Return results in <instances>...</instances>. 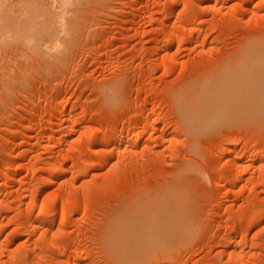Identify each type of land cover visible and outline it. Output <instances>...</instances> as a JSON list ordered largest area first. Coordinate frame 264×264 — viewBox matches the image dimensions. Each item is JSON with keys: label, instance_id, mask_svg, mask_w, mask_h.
Listing matches in <instances>:
<instances>
[{"label": "rangeland", "instance_id": "374dc122", "mask_svg": "<svg viewBox=\"0 0 264 264\" xmlns=\"http://www.w3.org/2000/svg\"><path fill=\"white\" fill-rule=\"evenodd\" d=\"M60 1L0 0L9 33L29 29L9 45L0 35V264H264V52L189 98L204 126L176 101L264 46V0ZM48 26L61 44L68 31L65 55L35 47ZM57 165L67 173L49 184ZM141 198L160 217L103 236L111 212ZM39 208L55 213L36 222H53L48 234L29 223ZM180 209L192 231L172 218Z\"/></svg>", "mask_w": 264, "mask_h": 264}, {"label": "bare ground", "instance_id": "6f19581e", "mask_svg": "<svg viewBox=\"0 0 264 264\" xmlns=\"http://www.w3.org/2000/svg\"><path fill=\"white\" fill-rule=\"evenodd\" d=\"M30 1H34V0H30ZM43 1V0H42ZM54 1H56V0H53V2ZM58 1V0H57ZM79 1V0H78ZM45 2V1H44ZM43 2V3H44ZM61 3H63L64 4V6L66 7V5H71V8L73 9V12H74V10H76V9H74V8H76V7H74L75 5H76V3H77V0H61L60 1ZM60 2H58L57 4H59ZM84 2V1H83ZM83 2H81V3H83ZM26 3V2H25ZM24 3V4H25ZM33 3H35V2H33ZM79 3V2H78ZM80 3V4H81ZM36 4H38V3H36ZM55 4V3H54ZM66 4V5H65ZM16 5V4H15ZM56 5V4H55ZM60 5V4H59ZM74 5V6H73ZM20 6V5H19ZM27 6H29V5H27ZM33 6V5H32ZM50 6V5H49ZM51 6L53 7V5H52V3H51ZM58 6V5H57ZM60 6H62V5H60ZM60 6H59V8H60ZM63 6V7H64ZM81 6V5H80ZM34 7V6H33ZM51 7V8H52ZM74 7V8H73ZM78 7V6H77ZM17 8V7H16ZM15 8V9H16ZM26 8H28V7H26ZM35 8V7H34ZM50 8V7H49ZM48 8V9H49ZM56 9L58 8V7H55ZM55 8H53L54 10H55ZM58 8V9H59ZM67 8H68V6H67ZM80 8V7H79ZM9 9V8H8ZM29 9V8H28ZM27 9V10H28ZM38 9V8H37ZM42 9V8H41ZM61 9V8H60ZM13 10V9H12ZM27 10L25 11V10H21V12H23L24 11V13H27ZM31 10H33V9H31ZM46 10V9H45ZM53 10V11H54ZM62 10V9H61ZM69 10H71L70 9V7H69ZM68 10V11H69ZM6 11V10H5ZM29 11H30V9H29ZM47 11H49V10H47ZM50 11H51V9H50ZM57 11V10H56ZM63 11V10H62ZM61 11V12H62ZM65 9H64V13H65ZM78 11V10H77ZM0 12H1V10H0ZM19 12H20V10H19ZM33 12L34 11H32V16H34L35 15V12H34V14H33ZM39 12V11H38ZM37 11H36V13L37 14H39ZM55 12V11H54ZM57 12H59V11H57ZM9 13V12H8ZM13 13V11L11 12V14ZM16 13L18 14V12H17V10H16ZM29 13V12H28ZM42 13H44V12H42ZM56 13V12H55ZM69 13V12H68ZM67 13V14H68ZM30 14V13H29ZM59 14H61V13H59ZM0 17H2L3 15H4V11H3V15H2V12L0 13ZM9 15V14H8ZM21 15V14H20ZM55 15H57V14H55ZM62 15V14H61ZM61 15L59 16V17H61ZM14 18H16L15 17V13H14ZM38 17H39V15H37ZM52 16V15H51ZM50 16V17H51ZM68 16V15H67ZM7 17V16H6ZM24 17V16H23ZM22 17V18H23ZM38 17H36V20H37V18ZM44 17H45V15H44ZM55 17V16H54ZM58 17V18H59ZM64 17V16H63ZM62 17V18H63ZM65 17H66V15H65ZM65 17H64V20H65ZM18 18V17H17ZM30 18V17H29ZM34 18V17H33ZM32 18V19H33ZM41 18H42V16H41ZM40 18V19H41ZM70 18V17H69ZM31 19V18H30ZM39 19V20H40ZM44 19V18H43ZM57 19V18H56ZM55 19V20H56ZM20 20V19H19ZM25 20H27L26 18H25ZM49 20V19H48ZM61 20V19H60ZM59 20V21H60ZM67 20H68V17H67ZM71 19H69L68 20V22L70 21ZM6 21H8V20H6ZM17 21V20H16ZM33 21V23H32V25L36 22H34V20H32ZM31 21V22H32ZM43 21V20H42ZM46 21H47V19H46ZM45 21V22H46ZM62 21H63V19H62ZM1 22H3V21H1ZM0 22V35H1V37H3V39H5V41L4 40H2L3 42H7L8 41V38L10 37V39H11V36L13 37V36H15V39L16 40H23V38L25 37V35L27 34V29L25 30V29H20V30H18L17 31V28H16V31L17 32H13L12 34H10L9 32H11V30L12 29H10V27H8L7 25H5L4 23H1ZM13 22V21H12ZM21 22V21H20ZM28 22H30L29 21V19H28ZM31 22H30V24H31ZM44 22V21H43ZM48 22V21H47ZM46 22V23H47ZM64 23H66V20L65 21H63ZM71 22V21H70ZM75 21H73L72 20V23H74ZM27 23V22H26ZM49 23H52V22H49ZM55 23V22H54ZM62 24L61 22H60V29L63 31V33H64V31H66L65 29H66V26H65V24ZM72 23H68L69 25H71ZM17 24V23H16ZM15 24V25H16ZM21 24V23H20ZM25 24V23H24ZM29 23H27L26 25H25V27L28 25ZM36 24V23H35ZM56 24V23H55ZM75 24V23H74ZM62 25V26H61ZM73 25V24H72ZM71 25V26H72ZM14 26V25H13ZM20 26V25H19ZM28 26H30V25H28ZM34 26V25H33ZM35 26H37V24L35 25ZM71 26H69V27H71ZM17 27H18V25H17ZM31 27V26H30ZM68 27V26H67ZM73 27V26H72ZM11 28H13V27H11ZM34 29V27H31V29ZM75 28V27H74ZM73 29V28H72ZM71 29V30H72ZM14 30V29H13ZM29 30V29H28ZM37 30V29H36ZM44 30V32L43 33H41L40 34V36H39V32H38V34H37V37L36 38H38L39 39V42H37V43H35L34 45H35V47L36 48H39L40 46H42V47H45V46H43L44 44H46V46H47V49H49V48H51V49H49V50H52L53 49V51H55L56 50V48L55 47H57V49L59 48V46L60 45H64V44H66L68 41V39H66L65 37H67V35H66V33L68 32H65V34L63 35L62 33H61V35H63L64 36V41H66V42H63L62 44H61V38H62V36H60V34H57L58 33V31H57V28L55 27V26H48L47 28H44L43 29ZM38 31V30H37ZM37 31H34L33 30V32L30 30V34L31 35H33V36H31V39H34L35 38V35H36V32ZM73 31H75V29L73 30ZM85 31V30H84ZM76 32V31H75ZM75 32H74V34H75ZM70 33V32H69ZM73 33V32H72ZM6 34V37L5 36H2V35H5ZM43 34V35H42ZM66 35V36H65ZM71 35V34H70ZM41 36H45L42 40L40 39L41 38ZM0 37V38H1ZM5 37V38H4ZM40 37V38H39ZM48 37V39L45 41V38H47ZM68 38V37H67ZM9 39V40H10ZM37 39V40H38ZM66 39V40H65ZM12 40V39H11ZM14 40V39H13ZM27 40V39H26ZM25 40V41H26ZM2 42V43H3ZM9 42V41H8ZM8 42H7V44H8ZM21 42H23V41H21ZM20 42V43H21ZM2 43L0 44V50H1V47H2ZM13 43V42H12ZM15 43V42H14ZM19 43V44H20ZM26 43V42H25ZM28 43V42H27ZM26 43V44H27ZM70 42H68L67 43V45H70L69 44ZM253 43V42H252ZM260 45H264V39L263 40H261L260 42ZM10 44V43H9ZM8 44V45H9ZM19 44H17V47H18V45ZM23 43H21V45H22ZM30 44V43H29ZM28 44V45H29ZM4 45V44H3ZM7 45V46H8ZM15 45L16 44H13V46L15 47ZM28 45H26V46H28ZM62 45V46H63ZM5 46V45H4ZM62 46H60V48L57 50V51H59L58 53H62L63 55H65L66 53H64L62 50H61V47ZM9 47V46H8ZM7 47V48H8ZM55 49H54V48ZM4 48V47H3ZM3 48H2V50H3ZM16 48V47H15ZM23 48V47H22ZM63 49L65 48V46H63L62 47ZM28 49V48H27ZM8 50L10 51V49H6L5 48V50H3V51H7V53H8ZM41 50V49H40ZM21 50H20V47H19V52H20ZM30 51V50H29ZM36 51H37V49H36ZM45 51V53L47 52V50H44ZM68 51V50H67ZM67 51H65V52H67ZM2 52V51H1ZM18 52V51H17ZM26 52V51H25ZM257 52H260V53H262V52H264V46L262 47H260L256 52H254V53H246L245 54V56L243 57L244 59L241 61L242 62V64H236V65H233V66H228V67H225V68H223L222 70H220V71H218V72H216L215 74H213L212 76H209V77H207V78H205V79H201V80H199V81H197V82H195V83H193V84H190L189 86H187V87H185V88H182V89H180V90H178L177 92H176V101H177V107L180 109L179 110V112H180V114H182V116H183V118H185L187 121H188V123H190L191 125L192 124H195L197 127H200V126H204V124H205V119H204V117H205V115H202V114H200V113H191V110H197L196 108H195V103L194 102H192V105H191V103H189V98H191V97H197L199 94H204V92H206V91H208L209 89H210V87H212V86H214L216 83H218L220 80H222L230 71H232V70H240V69H243V68H246V67H250V65H252V64H250V61L251 60H249V57L252 55V54H255V53H257ZM4 54H5V52H3ZM32 53H33V51H32ZM32 53H30L29 55H30V57L31 56H33V55H31ZM43 54H44V52H42ZM41 53V54H42ZM1 54V53H0ZM11 54V53H10ZM3 54H1V56H2ZM7 55V54H6ZM9 55V54H8ZM20 55V54H19ZM25 55V54H24ZM36 55V54H35ZM34 55V56H35ZM16 56V55H15ZM39 56V55H38ZM38 56H37V58H38ZM5 57V56H4ZM17 57H18V55H17ZM22 57H23V55H22ZM29 57V56H28ZM41 57V56H40ZM3 58V57H2ZM8 58V60H9V57H7ZM6 58V59H7ZM25 58V57H24ZM12 59H14V58H12ZM11 59V60H12ZM39 59V58H38ZM18 60V59H17ZM2 61V60H1ZM0 61V62H1ZM4 61H6V60H4ZM22 61H24V59H22ZM3 62V61H2ZM1 62V63H2ZM8 62V61H7ZM21 62V61H20ZM19 62V63H20ZM9 63V62H8ZM239 63V62H238ZM21 64V63H20ZM0 65H3V63L2 64H0ZM5 65L7 66V64L5 63ZM11 65H13L12 63H11ZM238 65V66H237ZM264 66V63H261V64H259V66ZM21 66V65H20ZM25 66H27V65H25ZM13 67V66H12ZM23 67V66H22ZM3 68V67H2ZM8 68V67H7ZM257 68H259V67H257ZM3 69H6L5 68V66H4V68ZM212 69V68H211ZM260 69V68H259ZM212 73V72H211ZM236 74V73H235ZM23 75V74H22ZM8 77V76H7ZM23 77V76H22ZM196 99H198V98H196ZM197 107V106H196ZM193 108V109H192ZM198 108V107H197ZM195 114V115H194ZM157 123V122H156ZM156 126H157V124H155ZM154 125V127H156ZM153 127V128H154ZM192 129H195V127L194 128H192ZM142 136H141V134L140 133H136V134H134V135H132L130 138H129V140H128V142H129V144H131V146L133 145H137L138 144V142H140L141 141V138ZM138 146V145H137ZM239 150V148H234L233 150H232V153H231V155H230V159L232 158L231 156L235 153V152H237ZM67 173V170L66 169H64L63 168V166L62 165H57V166H55L54 167V169H53V173H51V175H50V178H48V183L49 184H52V182H54L57 178H59V177H64L65 175L64 174H66ZM78 173H79V171H78ZM61 174H63V175H61ZM168 191V190H167ZM149 193V192H148ZM148 193H147V196H148ZM150 194V193H149ZM167 194H168V196L170 195L171 197H175L176 198V201H175V203L176 204H181L182 202V193H179L178 191H175V190H172V191H168L167 193H165V195L167 196ZM54 195H56L55 197H57V198H59V196L60 195H58L57 194V192H56V194H54ZM54 195H53V197H54ZM155 195V194H154ZM161 195V193L160 194H158V196H160ZM163 195V194H162ZM143 196V195H142ZM164 196V195H163ZM165 196V197H166ZM167 196V197H168ZM68 197V196H67ZM162 197V196H161ZM64 198V197H63ZM74 198V197H73ZM152 198H153V196H152ZM159 198V197H158ZM169 198V197H168ZM184 198V197H183ZM149 199H150V197H149ZM160 199H162V198H160ZM158 200V201H155L154 202V206L157 208V207H159V208H161V209H163L167 204L165 203L166 202V199H164V197H163V199L165 200V201H162V200ZM170 199V198H169ZM185 199V198H184ZM72 200V199H71ZM77 200V199H76ZM76 200H72L73 201V203H77L76 202ZM138 200H140L139 202H137V204L136 205H134V206H131V208L129 207H127L128 209H125V211H120L119 209V211L121 212L120 213V215H118V214H114V212H113V215H112V212H111V220L109 221V223H108V225L104 228L105 230H104V232H103V236H105L106 238H115L116 236H118L121 232H123V231H130L132 228H133V225H136V224H141L142 222H144V221H146V220H154V218L155 219H158L159 217H160V211H158V210H154L153 211V213H151L150 211H149V209H148V205L150 204V202H149V200H147V199H138ZM168 200V199H167ZM181 200V201H180ZM64 201H65V199H64ZM75 201V202H74ZM134 201H136V200H134ZM168 202H170V201H167V203ZM127 203V202H126ZM125 203V204H126ZM172 203V205H173V201L171 202ZM170 203V204H171ZM129 204V203H128ZM127 204V205H128ZM169 204V203H168ZM175 205V204H174ZM152 206V205H151ZM153 206V207H154ZM162 206H164V207H162ZM124 207V206H123ZM118 210L116 211V212H118ZM175 211V210H174ZM178 211V212H177ZM177 211H175L176 212V216L175 215H173V217L172 218H174V219H176V220H178V222H180V224L178 225V223H177V225L179 226V228H181L180 229V231H182V232H185V233H187V231L189 230V231H192V229H193V226L191 225V223L189 222L190 221V219L189 220H186V219H184V217H183V209H180V210H177ZM124 212V213H123ZM64 214H66L65 212H64ZM63 214V215H64ZM169 215V214H168ZM186 215V214H185ZM54 216H55V213H53L51 210L50 211H48V210H45L44 208H39V209H35L33 212H32V214L30 215V218H29V223L31 224V226H33L34 228H40L41 230H42V232H43V234L46 232H49L50 230H52V228H53V222H47L46 223V221H44V223L42 222L41 224H37L36 225V222L41 218L42 219V217H46V219H48V221L49 220H51L52 221V219H54ZM65 216H63V218H64ZM45 219V220H46ZM183 220V221H182ZM62 221H63V219H62ZM136 229V228H135ZM134 229V230H135ZM132 231V230H131ZM45 233V234H46ZM48 234V233H47ZM242 243H243V241H242ZM246 243V242H245ZM244 243V244H245ZM230 247V246H229ZM232 247V246H231ZM77 264V263H76Z\"/></svg>", "mask_w": 264, "mask_h": 264}]
</instances>
